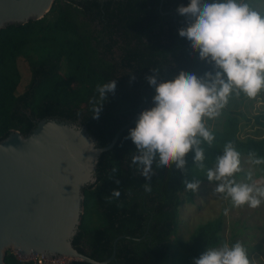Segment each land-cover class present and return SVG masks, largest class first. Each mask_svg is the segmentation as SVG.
Listing matches in <instances>:
<instances>
[{"label":"trees","instance_id":"obj_1","mask_svg":"<svg viewBox=\"0 0 264 264\" xmlns=\"http://www.w3.org/2000/svg\"><path fill=\"white\" fill-rule=\"evenodd\" d=\"M188 3L163 0L159 7L160 0H55L42 19L0 30V140L11 130L26 136L39 121L58 119L78 124L97 147H105L136 114L154 106L155 90L145 79L152 69L159 70L160 80L171 79L180 70L197 76L211 71V65L201 61L178 35L185 18L176 9ZM114 47L121 53L116 64L105 58ZM19 59L26 63L30 76L16 95L21 81ZM130 76L134 77L131 81ZM111 80L116 82L115 91L101 101L97 88ZM257 99H261L259 109L254 108ZM101 103L99 116L94 118V108ZM137 118L113 148L100 155L96 182L83 188V214L72 245L102 262L113 253L114 241L124 236L116 242L115 259L108 264H193L207 248L224 243L223 224L217 217L198 225L188 242L177 237L182 197L193 203V192L182 181L209 182L206 170L214 166L215 157L229 141L241 160L248 159L250 151L264 157V90L255 98L243 93L231 96L221 114L207 120L215 140L211 147L202 144L205 169L193 164L194 153L189 152L187 175L174 165L164 169L154 163V174L145 181L131 164L135 145L125 139ZM245 129L249 131L244 133ZM252 167L255 177L264 178V164ZM145 183L150 184V193L144 191ZM113 189L121 194L109 203L105 198ZM90 207L101 218L92 229L87 219ZM4 263L20 264L9 250Z\"/></svg>","mask_w":264,"mask_h":264},{"label":"clouds","instance_id":"obj_2","mask_svg":"<svg viewBox=\"0 0 264 264\" xmlns=\"http://www.w3.org/2000/svg\"><path fill=\"white\" fill-rule=\"evenodd\" d=\"M176 12L185 18V26L178 29V35L189 42L201 61L211 65V71L197 76L180 70L171 79L160 80L159 70L152 69V75L145 77L155 90L154 106L139 113L135 127L125 137L135 145L131 164L137 166L145 181L151 180L154 163L164 169L174 165L187 175L189 152L194 153L193 164L204 170L206 157L202 144L211 147L215 140L207 120L217 118L231 96L243 93L255 98L264 90V13L246 0H189L187 6H178ZM115 88V80L98 86L101 101L106 93H114ZM101 105L94 108V118H98ZM248 163L264 164V157L250 151ZM241 170L240 153L229 141L224 144L222 154L215 157L214 166L206 170V179L216 182L214 193L230 199L234 208L245 205L258 208L264 198V187L237 182L234 176ZM116 171L112 169L113 174ZM251 178L249 171L247 179ZM114 183L118 185L120 181L114 179ZM182 183L194 193L201 181L184 179ZM143 189L146 193L152 191L149 183ZM120 194L119 189H113L105 199L110 203ZM227 213L225 209L224 214ZM193 264H251V261L238 241L231 246L225 242L207 248Z\"/></svg>","mask_w":264,"mask_h":264},{"label":"water","instance_id":"obj_3","mask_svg":"<svg viewBox=\"0 0 264 264\" xmlns=\"http://www.w3.org/2000/svg\"><path fill=\"white\" fill-rule=\"evenodd\" d=\"M54 1L0 0V30L42 19ZM138 114L105 147H97L78 124L58 119L39 121L26 136L11 130L0 140V264L10 249L21 257L38 254L87 264L115 259V244L124 236L102 262L79 253L72 240L81 224L83 188L96 182L100 155L113 148Z\"/></svg>","mask_w":264,"mask_h":264},{"label":"rangeland","instance_id":"obj_4","mask_svg":"<svg viewBox=\"0 0 264 264\" xmlns=\"http://www.w3.org/2000/svg\"><path fill=\"white\" fill-rule=\"evenodd\" d=\"M247 2H250L257 11L264 10V0L258 2L248 0ZM17 66L21 81L16 95L24 90L30 76L28 67L22 59L17 61ZM254 103L255 109L261 107V99H257ZM247 131L249 129H245L243 132ZM241 169L234 176L237 182L255 183L259 187H264V178L253 175L254 170L248 163V159L241 160ZM249 171L252 173L251 180H248L244 175H248ZM215 183L201 182L198 190L193 193V203H187L181 194L182 204L179 207L180 224L177 237L188 242L198 225L221 217L223 230L220 235L224 239V243L227 242L231 246L238 241L241 242L248 252L251 264H264V198L258 208L253 209L247 205L234 208L230 199H225L221 194L214 193ZM225 209H228L227 215L224 214ZM87 219L90 229L101 222L99 215L91 213V207ZM167 264H171L170 261Z\"/></svg>","mask_w":264,"mask_h":264},{"label":"built area","instance_id":"obj_5","mask_svg":"<svg viewBox=\"0 0 264 264\" xmlns=\"http://www.w3.org/2000/svg\"><path fill=\"white\" fill-rule=\"evenodd\" d=\"M12 254L16 257L20 264L32 263V264H69L70 259L60 257L56 259L45 258L42 255L35 254L31 257H21L17 252L12 251Z\"/></svg>","mask_w":264,"mask_h":264},{"label":"flooded vegetation","instance_id":"obj_6","mask_svg":"<svg viewBox=\"0 0 264 264\" xmlns=\"http://www.w3.org/2000/svg\"><path fill=\"white\" fill-rule=\"evenodd\" d=\"M120 55H121V53H120L119 49H117V47H114L110 53H107V54L105 55V58H106L108 61H110L111 63L116 64L117 61H119ZM129 80H130V81L133 80V77L130 76V77H129Z\"/></svg>","mask_w":264,"mask_h":264}]
</instances>
